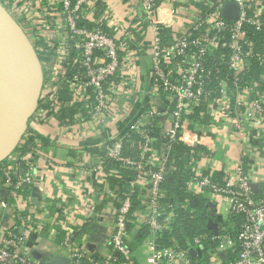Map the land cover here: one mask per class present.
I'll return each mask as SVG.
<instances>
[{"label": "built area", "instance_id": "built-area-1", "mask_svg": "<svg viewBox=\"0 0 264 264\" xmlns=\"http://www.w3.org/2000/svg\"><path fill=\"white\" fill-rule=\"evenodd\" d=\"M162 1L141 0L152 31L149 74L163 93L162 106L142 110L121 133L98 145L103 155H96L97 171L108 181L105 196L119 198L113 222L92 248L83 243L80 246L75 241L73 227L64 223L65 233L58 245L63 251L61 255L75 264L83 261L89 264H264V186L262 194L255 196L251 172L245 171L240 162L221 180L214 179L212 171H199L194 165L193 149L200 146V133L191 128L188 119L201 101H205L210 110L215 104L228 106L231 104L229 91L233 90V126L240 129L241 120H245L264 135V89L258 83H243L249 60L260 56L245 27L250 25L256 31L264 30V20L260 14L251 13L248 0H232L239 7L238 15L232 20L224 18L221 7L225 1L206 17L192 21L184 31L172 33L171 42L162 45L160 29H171L173 19L170 16L175 12L171 6L168 10L163 7ZM2 3L11 13L7 2ZM57 3L65 14V22L61 26L60 39L51 45L43 43L52 58L41 62L40 97L55 101L59 89L67 90L71 94L68 105L81 102L89 119L106 123L114 100L112 95L121 79V45L103 27L78 24L83 19L82 7L90 0H58ZM30 39H33L32 34ZM71 49L76 52L72 62L77 66L68 76ZM217 49L221 50V55L218 64L211 67L208 57ZM219 66L225 69L224 77L215 74ZM213 79L216 85L210 88L208 84ZM213 92L217 93L214 97ZM60 107L61 102L51 113H57ZM44 111L48 110L35 113ZM225 112L229 115L230 108ZM154 119L161 132L163 141L160 143L151 135ZM134 137L138 139L135 159L123 153L124 141ZM178 143L189 148L191 158V177L185 181L184 189L196 195H209L220 218L224 217L221 208L227 217L240 216L234 235L223 228L213 233L211 240L215 245L207 256L202 252V240L206 237L203 234L195 235L185 247L161 245L158 241L162 232L169 230L174 206H178L172 200L166 202L161 190L169 155ZM34 153V150L23 154L12 152L0 164V189L6 193L5 197L0 195V217L5 216V220L0 221V264H42L31 256L27 232L34 228L24 216L34 184ZM105 159L134 174H123L114 167L106 170ZM111 177L119 180L113 187L109 183ZM19 223H25V231L15 228ZM89 227L92 229L93 225L89 223ZM142 228L147 230V235L138 239L136 236ZM146 238V256L144 262H140L133 255L131 243L141 245ZM190 249L196 252L195 256L190 255Z\"/></svg>", "mask_w": 264, "mask_h": 264}, {"label": "crops", "instance_id": "crops-1", "mask_svg": "<svg viewBox=\"0 0 264 264\" xmlns=\"http://www.w3.org/2000/svg\"><path fill=\"white\" fill-rule=\"evenodd\" d=\"M4 1L10 11L26 20L34 42L46 41L51 45L60 39L65 14L58 7V0ZM225 1L163 0V7L171 6L175 10L170 16L173 19L171 34L184 31L192 21L206 17ZM248 1L251 13L260 14L264 20V0ZM82 10L81 26L103 27L121 45V79L112 95L114 100L106 123L89 119L80 102L78 106L72 105L76 112L62 123L55 114L44 111L35 113L28 124L41 138L35 140L34 184L24 216L34 228L26 231L30 252H39L42 257L62 254L58 245L65 233L64 223L73 227L75 241L88 248L109 231L119 198L105 196L108 181L97 171L95 148L121 133L142 110L162 106L163 93L149 74L152 31L141 0H90ZM169 35L163 37L164 44L170 43ZM75 58L71 49L68 62ZM229 96L231 104H215L213 110L208 109V122L196 126L200 133L198 148L202 149L194 165L201 172L212 171L221 180L240 162L251 172L256 193L264 179V135L245 120H241L240 129L233 126V90L229 91ZM227 108H230L229 115L225 112ZM204 197L207 212L218 216L215 202L207 194ZM4 217H0V221L5 220ZM89 223L92 229L88 228ZM24 224L19 223L15 228L25 231Z\"/></svg>", "mask_w": 264, "mask_h": 264}, {"label": "trees", "instance_id": "trees-1", "mask_svg": "<svg viewBox=\"0 0 264 264\" xmlns=\"http://www.w3.org/2000/svg\"><path fill=\"white\" fill-rule=\"evenodd\" d=\"M4 0H2L3 2ZM80 25V21L78 22ZM92 27V26H88ZM246 30L248 31V34L250 35V38L254 42L255 51L260 56L252 57L249 60V67L247 71L243 74V83H258L261 87V89H264V80H261V76H264V57L261 54V52H264V30H254L252 26L246 25ZM171 34L170 28L162 27L160 29V38H161V44L162 45H168L164 44L162 39L164 36ZM168 38L171 40V36L169 35ZM171 42V41H170ZM33 45L35 49L37 50L38 57L41 62L43 61H49L50 60V51L49 48L46 47V45L43 44V42H36L33 41ZM42 46V47H40ZM38 47V48H37ZM75 52V51H74ZM76 54V52H75ZM221 55V50L217 49L211 53V55L208 57V65L213 67L218 64V58ZM70 60V59H69ZM77 64L73 63L72 60L69 61L68 64V71L67 75L71 74L72 71L76 69ZM218 71L215 72L218 77H224L225 76V69L223 67H218ZM216 85V80H212L211 84H208V87L213 88V86ZM216 92H213L212 97L216 96ZM71 99V94L67 90L59 89L57 93V99L55 101L46 100V97L41 96L39 99L37 112L41 109H46L49 112L53 111V107L59 102H61V107L59 108L58 112L55 113V116L57 119L62 123L64 119L71 118L73 114L76 112V107L72 105H79V102H76L72 105H68L67 102ZM33 118V117H32ZM32 118L29 120L31 122ZM188 119L191 123V128H193L196 131V126L198 125H205L208 122L209 114L208 109L205 101H201V103L194 107L192 112L188 115ZM157 120L154 119L151 121V135L158 138V142L160 143L162 138L160 137L161 132L159 131V127L156 126ZM41 138L40 135L34 134V132L31 130V128L28 126L25 134L23 135L19 146L13 151V153H25V152H32L35 147L36 143L35 140L37 138ZM137 137H134L133 139L125 140L124 146H123V153L125 155L130 156L131 158H136L137 156ZM156 142V146H159V143ZM201 147L194 148V159L197 158V155L200 154ZM189 148L186 145H183L181 143H178L174 145L171 153H170V159L168 161L169 166L167 167V174L165 177V180L161 184V190L164 192V200L166 202H169V200H172L174 205L175 203H178V206H174V214L172 215V218L170 220L169 230H166V232H162L161 238L158 239L159 243L161 245H172V246H180L185 247L189 241L192 240V238L195 235L203 234L206 237L202 240V252L204 253V256H207L209 251L214 247L215 243L211 240V237L213 235V232L208 229L207 222L208 219H212L217 222L218 230L228 231L231 235H234L239 227L240 223V216L239 215H229L227 218H219L217 215H210V213L207 212V207L205 205L206 203V197H204V194H192L187 192L185 187V181H187L191 177V171H190V156H189ZM95 153L99 155H103V152L99 150L98 147L95 148ZM105 167L106 170L108 168L114 167L118 168V170L123 174L133 175V171H125V169L120 168L118 166V163L105 159ZM243 167V166H242ZM244 169V167H243ZM246 169V168H245ZM244 169V170H245ZM246 171V170H245ZM214 179H219L218 177L213 175ZM109 183L116 184L119 183L118 179H114L111 177L109 179ZM264 185L261 184V189H259L258 192H256L254 195L259 196L262 194ZM122 187V186H121ZM120 187V188H121ZM147 235V230L145 228H142L139 233L137 234L138 239H142ZM134 242L131 243V247ZM194 260V259H193ZM203 262V259L201 260V263ZM82 264H89L86 261H83ZM118 264V263H114Z\"/></svg>", "mask_w": 264, "mask_h": 264}, {"label": "water", "instance_id": "water-1", "mask_svg": "<svg viewBox=\"0 0 264 264\" xmlns=\"http://www.w3.org/2000/svg\"><path fill=\"white\" fill-rule=\"evenodd\" d=\"M239 7L226 1L221 15L235 19ZM43 86V69L33 42L0 1V164L19 145L29 120L35 114ZM254 190L255 184L251 185ZM0 195L6 196L3 189ZM207 227L218 233L217 222L208 219ZM190 255L196 252L190 249ZM31 256L42 264H75L60 254L42 257L33 251Z\"/></svg>", "mask_w": 264, "mask_h": 264}, {"label": "rangeland", "instance_id": "rangeland-1", "mask_svg": "<svg viewBox=\"0 0 264 264\" xmlns=\"http://www.w3.org/2000/svg\"><path fill=\"white\" fill-rule=\"evenodd\" d=\"M2 2V0H0ZM4 4V3H3ZM12 15L14 16V18L18 21V23L23 27V29L25 30V32L27 33V35L30 38V32L28 31V28L26 27V20L22 17H20L18 14H14L13 12H11ZM39 30H37V34H39ZM31 41L33 42V39H31ZM53 55V54H52ZM210 213V212H209ZM221 213L223 214V216L226 218V214L224 213V210L221 208ZM148 243V238H146L141 245H137L136 243H133L132 245V252L134 257L140 261V262H144L145 259V253L144 250L146 249V245ZM100 245V244H99Z\"/></svg>", "mask_w": 264, "mask_h": 264}]
</instances>
